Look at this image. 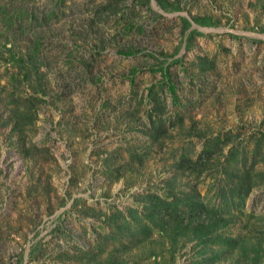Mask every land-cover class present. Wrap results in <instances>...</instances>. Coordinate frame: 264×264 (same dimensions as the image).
Segmentation results:
<instances>
[{
	"label": "rangeland",
	"instance_id": "obj_1",
	"mask_svg": "<svg viewBox=\"0 0 264 264\" xmlns=\"http://www.w3.org/2000/svg\"><path fill=\"white\" fill-rule=\"evenodd\" d=\"M0 264H264V0H0Z\"/></svg>",
	"mask_w": 264,
	"mask_h": 264
},
{
	"label": "trees",
	"instance_id": "obj_2",
	"mask_svg": "<svg viewBox=\"0 0 264 264\" xmlns=\"http://www.w3.org/2000/svg\"><path fill=\"white\" fill-rule=\"evenodd\" d=\"M150 0H139V3L142 4H148ZM161 1V0H160ZM175 9H178L175 7ZM194 23L200 26H211L213 25V20L211 18L207 17H197L194 19ZM191 26V23L188 20H184V31H188ZM195 30H193L182 42L185 43V49L188 50L193 41V36L195 34ZM126 54V51H124ZM131 53V52H130ZM162 55V54H161ZM177 59H174L175 61ZM177 62V61H175ZM136 69H133L131 71L132 74L136 73ZM159 71L162 74V80L164 85H168V81L170 80V72L167 67H162L159 69ZM171 81V80H170ZM170 87V86H169ZM173 197V201L170 202L166 199H161L160 197L152 194L150 196V202H151V211L149 214V217L152 218V222L154 223H168L173 225L175 228L174 232L176 235H179L180 231L183 232H197V233H203L204 225L206 222L209 221V211L208 209L203 208L201 205H197L196 203L189 201L188 198L184 201H176V198L174 195H171ZM188 199V200H187ZM180 203V205H179ZM185 216H186V224H185ZM184 225V227H183ZM144 225H142L140 228H138V231L141 232L142 229H144ZM143 232V230H142Z\"/></svg>",
	"mask_w": 264,
	"mask_h": 264
}]
</instances>
